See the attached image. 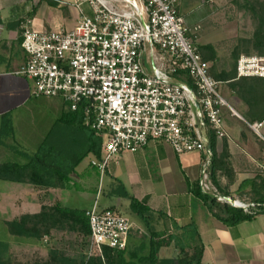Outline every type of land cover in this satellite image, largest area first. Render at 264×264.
Returning <instances> with one entry per match:
<instances>
[{
    "label": "crops",
    "instance_id": "0c3cea01",
    "mask_svg": "<svg viewBox=\"0 0 264 264\" xmlns=\"http://www.w3.org/2000/svg\"><path fill=\"white\" fill-rule=\"evenodd\" d=\"M193 1L204 3L206 7L215 3V0ZM186 2L181 0L179 4L182 16ZM82 8L83 12L75 0H0V132L5 115L11 117L14 128L12 136H4L0 141V261L45 262L51 253L57 252L76 259L84 254L91 256L86 246L77 245L79 236L75 232L53 230L50 235L31 241L7 234L2 224L25 214H37L43 205L61 202L67 206L63 203V191L77 187L82 190L79 197L83 207H67L89 210L97 203L100 208H111L123 214L126 204L122 198L133 197L149 208L152 219L147 226L131 225L125 249L128 260L147 255L151 232L162 231L180 237L184 245L201 242L204 264H264V214L228 225L195 193V184L201 179L204 152L178 155L170 144L151 140L141 151L117 155L103 177L96 168L100 183L105 185L104 199L94 198L87 192L96 191V187L89 185L92 179L84 162H91L102 154L84 155L94 137L93 131L62 98L33 97L32 81L17 73L28 59L22 46L25 26L71 30L82 15L92 13L88 5ZM209 10V7L204 10L203 16H207ZM143 62L148 72H152L157 62L149 48ZM174 80L187 83V77L182 74ZM225 92L228 106L222 108V113L228 135L219 137L209 126L201 129L210 157V176L213 168L215 181L212 182L220 195L252 202L256 196L253 182L263 179L264 146L243 116L246 105L228 88ZM37 99L51 107L52 114L43 115L46 120H41L44 113L36 114V110H32L36 108ZM55 129V135H51ZM33 165L36 171L32 170ZM72 165H75L74 170L64 178ZM12 167L15 172H21L20 177L26 181L3 178ZM6 187H17L25 192L16 197L7 193ZM127 206L131 208L130 198ZM6 235L8 239H4ZM89 241L87 237L85 242ZM180 251V246L173 242L161 247L159 256L167 262L175 261Z\"/></svg>",
    "mask_w": 264,
    "mask_h": 264
},
{
    "label": "built area",
    "instance_id": "2783aa9c",
    "mask_svg": "<svg viewBox=\"0 0 264 264\" xmlns=\"http://www.w3.org/2000/svg\"><path fill=\"white\" fill-rule=\"evenodd\" d=\"M181 0H75L83 12L71 30L25 26L22 46L28 55L17 71L32 81V96L60 97L84 124L103 138L102 154L91 160L103 177L117 155L143 150L151 140L170 144L178 155L204 152L199 185L203 192L229 202L212 182L210 157L201 133L209 126L228 135L222 108L228 102L179 13ZM149 48L157 62L148 72ZM187 75L194 87L174 79ZM238 77L264 78V55L242 54ZM197 107L200 109L198 110ZM264 146V119L248 123ZM264 179V160L261 165ZM233 206L255 213L257 203L234 200ZM89 255L103 248L126 249L132 228L127 216L96 203L86 210Z\"/></svg>",
    "mask_w": 264,
    "mask_h": 264
},
{
    "label": "trees",
    "instance_id": "16d2710c",
    "mask_svg": "<svg viewBox=\"0 0 264 264\" xmlns=\"http://www.w3.org/2000/svg\"><path fill=\"white\" fill-rule=\"evenodd\" d=\"M240 6L242 9L248 11L255 21V31L252 39L244 42V49L236 47L232 53V63L228 68L218 69L216 65L217 50L212 44L196 46L197 50L201 53L204 60L212 63L210 72L212 76L222 82L226 83L228 89L233 92L245 105L246 111L243 116L248 122H254L264 119V78L262 77H238L237 75V62L243 52L252 54L256 52L259 55H264V0H241ZM186 82L194 87L193 80L188 77ZM84 123L83 114L81 111L75 112ZM12 119L9 115H5L1 124L0 141L4 136L13 135ZM93 131V130H92ZM94 137H91L90 144L84 155L93 152L96 156H100L103 138L98 136L93 131ZM84 157V156H82ZM81 157V159H82ZM214 154L211 156V165L213 164ZM35 165L32 170H35ZM75 165H72L69 172L64 173L66 178L69 173L74 170ZM211 168V178L215 181L214 171ZM16 169L10 168V171L3 175V178L13 181H26L21 172H15ZM20 174V175H19ZM35 173L33 172V176ZM38 175V173H37ZM2 176V175H1ZM32 178L34 179V177ZM31 178V179H32ZM32 179V180H33ZM256 188V196L254 201L257 203L255 213H246L243 209L237 208L228 202H219L218 199L210 194L202 191L199 183L195 184V193L202 196L208 202L209 208L214 214L228 225H235L243 221L252 220L258 214H264V180L253 182ZM126 196L127 193L124 192ZM131 201L132 210L141 216V218L148 224L151 222L150 210L139 200L129 197ZM6 233L15 237L26 238V240H35L50 235L53 230L75 232L84 241L90 237V224L86 215V210L71 208L64 206L61 202H56L53 205H43L41 211L37 214H25L21 217L5 221L2 223ZM150 241V252L147 255L140 256L138 260H128L125 256L124 250H115L109 247L103 248V255L84 254L79 258H70L60 252L50 255V259L45 262L40 261H0V264H167L166 259L159 256L161 247L170 245L171 243L178 244L181 251L177 255L174 264H204L203 257V244L196 242L184 245L181 238L173 234H167L162 231H152ZM6 235L4 239H8ZM188 247V249H187Z\"/></svg>",
    "mask_w": 264,
    "mask_h": 264
},
{
    "label": "rangeland",
    "instance_id": "374dc122",
    "mask_svg": "<svg viewBox=\"0 0 264 264\" xmlns=\"http://www.w3.org/2000/svg\"><path fill=\"white\" fill-rule=\"evenodd\" d=\"M241 2V0H215V3H209L210 5L208 4L209 6L206 7L204 3H197L193 0H187L186 8L181 11L183 13V18L186 22V25L190 29L188 36L193 41L194 45L200 46L212 44L216 48V65L218 69L228 68L233 60V50L236 47H239V49H244V42L253 38L256 27L255 21L248 11L242 9L240 6ZM208 7L210 8L208 15L203 16V11H206ZM242 54L246 53L243 52ZM252 54L257 53L253 52ZM210 64L212 65V63ZM222 86H224L225 91L227 90L228 86L226 83L219 85L220 93L226 100H228V97L225 95L227 92L223 90L224 88ZM38 100L39 99L35 100L36 108L33 107L32 110H36V114L39 112L44 113L41 116V120H46L47 117L45 118L43 115L46 113L51 115V107L46 106V104H42ZM53 100L60 101V99ZM56 131L57 130L55 129L51 131L50 134L55 135ZM84 165L85 168L88 169V174L92 179L89 185L96 187V191L89 190L87 192H91L94 198L97 197L99 200L104 199L105 185L100 183L98 171L88 160L84 162ZM5 191L16 197L22 196L25 192L24 189H19L17 187H6ZM81 191L82 190H78L77 187L67 188V190L63 191V203L67 206L83 207V204L80 203L79 197L82 196ZM122 200L126 204V206L122 209V213L127 215L131 225L136 226L141 224L143 226H147V223L141 218V216L135 213L129 206H127L129 198L123 197ZM81 239L80 237L77 239V245L79 247L86 246L87 249H90V241L89 243H86L83 238ZM168 253L169 252L167 251V254ZM175 261H169L167 264H174Z\"/></svg>",
    "mask_w": 264,
    "mask_h": 264
},
{
    "label": "water",
    "instance_id": "95a60500",
    "mask_svg": "<svg viewBox=\"0 0 264 264\" xmlns=\"http://www.w3.org/2000/svg\"><path fill=\"white\" fill-rule=\"evenodd\" d=\"M197 109L199 110L200 108L197 107ZM209 148L211 149V146H210V145H209ZM227 199H228V201L231 202V203H233V201H234L233 199H231V198H229V197H228Z\"/></svg>",
    "mask_w": 264,
    "mask_h": 264
}]
</instances>
